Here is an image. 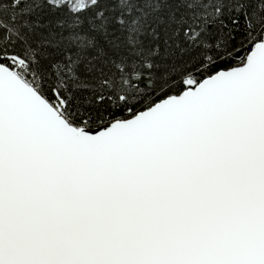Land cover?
<instances>
[{
	"label": "snow or ice",
	"instance_id": "1",
	"mask_svg": "<svg viewBox=\"0 0 264 264\" xmlns=\"http://www.w3.org/2000/svg\"><path fill=\"white\" fill-rule=\"evenodd\" d=\"M0 264H264V0H0Z\"/></svg>",
	"mask_w": 264,
	"mask_h": 264
}]
</instances>
